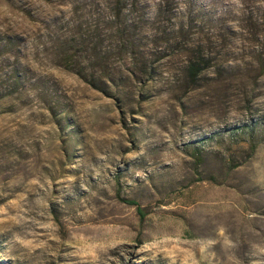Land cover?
Segmentation results:
<instances>
[{
    "label": "rangeland",
    "instance_id": "obj_1",
    "mask_svg": "<svg viewBox=\"0 0 264 264\" xmlns=\"http://www.w3.org/2000/svg\"><path fill=\"white\" fill-rule=\"evenodd\" d=\"M125 2L106 96L57 58L103 0H0V264H264V0Z\"/></svg>",
    "mask_w": 264,
    "mask_h": 264
},
{
    "label": "trees",
    "instance_id": "obj_2",
    "mask_svg": "<svg viewBox=\"0 0 264 264\" xmlns=\"http://www.w3.org/2000/svg\"><path fill=\"white\" fill-rule=\"evenodd\" d=\"M128 2L130 6H134L136 9L139 7L138 0H128ZM103 4L105 15L102 18L98 17L103 35H100L97 30H93L98 32L97 34L93 31L88 34L77 32V35L75 33V36L60 42L57 58L58 63L64 70L73 73L91 88L110 96L116 86L118 87L117 82L110 80L107 76V72L111 68L109 64L110 54H116L118 60H139L135 64L137 69H135V72L138 73L127 70L129 74L125 77V80H128V78L133 80L134 77L138 79L137 76L147 74L148 61L145 58L138 57L139 47L143 48L144 46L142 44L144 36L141 30L147 20L142 17L139 19L130 18L128 14L124 13L127 7L125 0H103ZM96 27L95 25V29ZM163 33L166 34V31L164 30ZM173 35V33L170 37L165 35L167 37L164 42H169ZM187 41L183 38V42L174 45L175 49L190 47L191 51L194 52L193 57L189 58L185 64L186 79L188 80L189 91H191L198 88V81L203 73L210 68L211 59L204 55L202 45L187 46L189 45ZM106 42L108 46L104 47ZM121 80L118 79L120 82ZM108 81L111 84H108ZM193 155L198 159L200 156L199 151L194 150ZM130 204L136 205L132 201H130Z\"/></svg>",
    "mask_w": 264,
    "mask_h": 264
}]
</instances>
